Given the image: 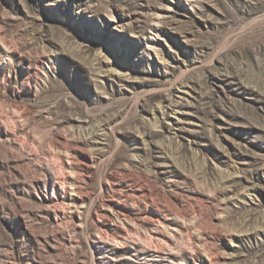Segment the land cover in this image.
<instances>
[{"label":"rangeland","instance_id":"obj_1","mask_svg":"<svg viewBox=\"0 0 264 264\" xmlns=\"http://www.w3.org/2000/svg\"><path fill=\"white\" fill-rule=\"evenodd\" d=\"M0 264H264V0H0Z\"/></svg>","mask_w":264,"mask_h":264}]
</instances>
